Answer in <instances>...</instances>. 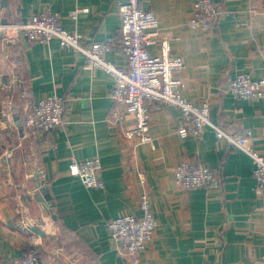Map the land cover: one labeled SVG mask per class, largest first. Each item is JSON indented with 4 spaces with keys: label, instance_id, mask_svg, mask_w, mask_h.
Segmentation results:
<instances>
[{
    "label": "crops",
    "instance_id": "crops-1",
    "mask_svg": "<svg viewBox=\"0 0 264 264\" xmlns=\"http://www.w3.org/2000/svg\"><path fill=\"white\" fill-rule=\"evenodd\" d=\"M119 1L9 0L0 17L21 23L38 13H58L62 26L89 47L118 32ZM196 1L140 0V5L158 19V40L168 41L184 61L176 71L183 78V97L208 102L209 120L226 132L249 131L241 144L264 156V93L236 100L226 91L228 81L240 74L264 79V0H215L222 15L209 32L189 27ZM85 8L88 13L69 18L71 11ZM149 52L157 55L159 43ZM105 59L128 68L117 53ZM85 64L82 55L55 39L6 47L0 35V80H9L0 85L6 117L0 130L7 129L0 145L5 143L2 153L12 156L3 165L0 153V264L31 247L40 251L41 264H130L110 239L107 223L139 215L142 193L149 197L157 227L138 264H264V192H256L250 157L209 128L197 140L180 132L179 109L164 102H147L152 142L126 137L135 119L111 98L113 77ZM53 94L67 100L62 124L37 140L27 130L19 137L10 106L22 113ZM94 157L101 161L103 189L86 188L69 170L72 158ZM183 161L213 171L211 186L177 189L173 169ZM35 176L49 190L55 221L33 199L39 195L31 189ZM37 214L44 221L41 229L58 244L24 230Z\"/></svg>",
    "mask_w": 264,
    "mask_h": 264
},
{
    "label": "built area",
    "instance_id": "built-area-1",
    "mask_svg": "<svg viewBox=\"0 0 264 264\" xmlns=\"http://www.w3.org/2000/svg\"><path fill=\"white\" fill-rule=\"evenodd\" d=\"M120 27L116 34L104 42L83 46L76 31H69L61 24L58 13L42 12L21 23H2L0 17L1 41L6 47H15L20 42L44 43L59 41L86 59L85 68H100L113 77L111 98L122 104L127 114L135 119V126L125 130L126 137H136L140 143L152 142L150 134V112L148 101L164 102L179 109L180 132L200 139L206 128L213 131L217 139H223L234 148L250 157L253 163L252 178L257 193L264 192V156L244 147L241 141L250 135L249 131L231 134L208 118L209 104L206 101L192 103L181 93L183 78L176 74L184 68L182 57L171 52L168 41L158 40L159 22L152 11L144 9L140 0H120L118 2ZM88 9L74 10L69 18L74 20ZM222 15L221 5L215 0H197L193 5V16L189 20L191 29L209 32ZM159 43V52L152 55L149 47ZM117 53L125 57L128 68H120L105 59L106 54ZM226 91L236 100H255L263 96L264 79L253 80L249 75L240 74L230 79ZM20 110V121L28 135L37 140L62 124L67 112V100L58 95H48L32 107ZM118 120L120 113H114ZM70 173L78 177L86 188L103 189L101 161L99 158L77 160L69 163ZM174 186L179 190L206 189L215 177L206 166L183 161L173 169ZM140 214H126L107 223L110 239L121 255L130 264H138L140 255L151 242L156 231L149 197L142 193L138 201ZM8 264H41V253L31 248L18 259ZM73 264H75L73 262Z\"/></svg>",
    "mask_w": 264,
    "mask_h": 264
},
{
    "label": "water",
    "instance_id": "water-1",
    "mask_svg": "<svg viewBox=\"0 0 264 264\" xmlns=\"http://www.w3.org/2000/svg\"><path fill=\"white\" fill-rule=\"evenodd\" d=\"M8 1L9 0H1L0 1V7L2 9H8L9 6H8ZM2 23H6V20L5 19H2L1 20ZM9 80L6 79V78H2V80H0V85L1 84H6L8 83ZM1 91V89H0ZM7 95V94H5ZM14 105H11L10 106V110H11V120H12V123L17 127L18 129V134H19V137H22L23 136V133H24V128H23V125L20 121V107L17 109L15 107H13ZM2 110H3V104L1 103V100H0V122L1 121H5V118L4 115L2 114ZM7 133V129H2L0 130V140L3 142L2 140V135H5ZM7 142H9V140H7ZM6 147H5V143H2V145H0V153H2V150H4ZM12 149H10L11 151ZM11 153L8 151L6 153H2L1 155V162L3 165H6V163H10V160H11ZM32 181H34V184H33V187L31 188L32 190L38 192V194L40 195V197L38 196H33V199L34 201L39 205V209L42 210V211H45L48 215H50L51 219L53 221L56 220V216L53 212V207H54V204L52 203V197L51 195L49 194V190L47 187L44 186V182L41 178H39V176H35L32 178ZM26 200H30V197H25ZM45 203H48L49 205H45ZM31 206H28V210H30ZM44 224V221L42 219V217L40 215H36V219H35V222L32 223V224H27L26 228H24V230L26 231H29V232H32L34 233L35 235H38L41 239H46V238H49V239H53L56 241V243L58 244V239L56 237H52L50 234L46 233L45 231H43L41 229V225Z\"/></svg>",
    "mask_w": 264,
    "mask_h": 264
},
{
    "label": "trees",
    "instance_id": "trees-1",
    "mask_svg": "<svg viewBox=\"0 0 264 264\" xmlns=\"http://www.w3.org/2000/svg\"><path fill=\"white\" fill-rule=\"evenodd\" d=\"M62 230H63V229H62ZM63 231H64V230H63ZM31 248H32V247H31ZM31 248H30V249H31ZM27 250H29V249H27ZM27 250H26V251H27ZM24 252H25V251H24Z\"/></svg>",
    "mask_w": 264,
    "mask_h": 264
}]
</instances>
